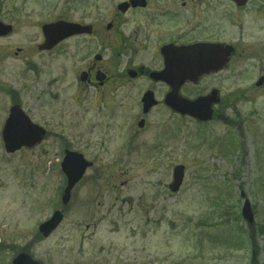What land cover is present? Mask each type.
<instances>
[{"label":"rangeland","instance_id":"obj_1","mask_svg":"<svg viewBox=\"0 0 264 264\" xmlns=\"http://www.w3.org/2000/svg\"><path fill=\"white\" fill-rule=\"evenodd\" d=\"M72 1L0 0V22L12 27L0 38V132L12 98L46 131L39 145L13 155L0 139V264L20 253L41 264H264V84L255 86L264 77V5L234 12L236 56L219 74L213 119L174 115L162 103L165 93L157 92L160 105L146 116L145 130L133 125L132 138L131 124L143 118L146 81L124 85L121 133L106 136L95 113L101 91H85L91 111L75 118L82 61L70 58L66 45L52 56L37 51L40 27L68 20ZM124 1L87 4L96 16ZM129 62L122 67L144 61ZM205 93L180 94L195 99ZM75 144L92 167L72 190L60 226L41 240L38 225L62 209L60 162ZM176 165L185 173L172 194ZM245 202L251 224L241 216Z\"/></svg>","mask_w":264,"mask_h":264},{"label":"flooded vegetation","instance_id":"obj_2","mask_svg":"<svg viewBox=\"0 0 264 264\" xmlns=\"http://www.w3.org/2000/svg\"><path fill=\"white\" fill-rule=\"evenodd\" d=\"M238 2L241 1L127 0L123 2L127 5L124 10L117 4L113 11L104 15L95 12L96 16H92L87 0H75L72 1L70 10L72 16L65 21L89 28L91 33L71 36L40 54L52 56L66 45L67 55L82 61L76 76L80 88L75 94V99L79 102L77 108L81 109V113H77L75 118L82 120L81 116L91 111L84 99L85 91L89 88L97 89L103 95L99 97L95 111L101 123L100 130L106 136L116 135L122 129L124 85L138 80L146 81L148 87L141 95L150 91L155 99L157 92L166 94L172 91L170 80L154 79L152 75L162 73L165 59H180L187 47L198 45L205 59H218L221 57L220 49H230V56L223 58L225 63L222 69L205 73L194 82H183L178 92H191L199 88L203 92H220L217 81L220 79L219 74L232 64L236 56L234 12L244 11L254 2L257 3L258 10H262L264 5V0H246L241 5ZM76 6H79L77 10ZM18 53L19 50L14 55ZM105 61L113 62V65L109 66L108 63L105 66ZM122 61H130L132 66L134 62H144L136 63L133 68H123ZM43 68L39 64L35 69L38 78L42 76ZM211 78L215 83H208ZM47 86L48 83L45 87ZM10 101V105L18 102L12 99ZM156 102V106L160 105L159 99ZM139 121H143L144 127L137 132H142L147 127L145 118L134 121L129 128V136L132 138L137 133L132 131L133 125L137 127ZM72 130L80 132V125L75 122ZM74 136L78 138V135ZM70 149L83 156L85 154V149L78 144Z\"/></svg>","mask_w":264,"mask_h":264},{"label":"water","instance_id":"obj_3","mask_svg":"<svg viewBox=\"0 0 264 264\" xmlns=\"http://www.w3.org/2000/svg\"><path fill=\"white\" fill-rule=\"evenodd\" d=\"M237 1V0H236ZM238 5H241L244 0H239ZM122 6H120L121 8ZM123 9V8H122ZM11 27L0 23V36H5L10 33ZM86 29L69 25L63 22L44 25L42 27V34L44 36V43L40 50L50 49L58 44L61 40L86 32ZM89 32V31H88ZM227 55V54H225ZM222 60H209L203 58L198 47L187 48L181 55L180 59H165V69L161 75H152L154 79L161 78L162 80H170V85L173 91L165 96L164 104L173 112L181 116H189L199 122H207L212 117V106L218 103L216 92H212L207 96L198 97L193 101L182 98L178 94V88L185 80L196 79L205 71L209 69L217 70L221 67ZM263 78H260L256 86H261ZM143 113H146L155 102L152 99L151 93H146L142 98ZM142 127V123H139ZM44 135V132L32 125L29 120L22 114L17 107H12L10 116L5 123L2 138L4 148L7 153H14L22 146L31 147L38 143ZM89 166L80 155L65 152V157L61 164V170L66 177L67 184L63 191L61 202L66 205L70 200V192L73 187L80 181L86 168ZM184 177V167L176 166L172 172V184L169 190L173 193L177 192L182 184ZM242 217L247 223H252V214L247 202L244 203L241 210ZM62 221V214L55 212L51 219L43 223L39 227V232L42 236L47 237L52 233ZM12 264H39L33 261L28 255L20 254L12 262Z\"/></svg>","mask_w":264,"mask_h":264}]
</instances>
